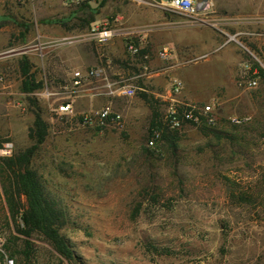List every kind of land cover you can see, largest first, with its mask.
I'll list each match as a JSON object with an SVG mask.
<instances>
[{
	"label": "rangeland",
	"instance_id": "374dc122",
	"mask_svg": "<svg viewBox=\"0 0 264 264\" xmlns=\"http://www.w3.org/2000/svg\"><path fill=\"white\" fill-rule=\"evenodd\" d=\"M134 4L0 0V157L32 144L28 131L33 111L38 110L47 135L31 166L66 211L67 223L60 232L74 257L64 258L38 234L31 238L30 259L9 255L6 246L23 249L24 236L9 221L2 190L8 173L0 167L4 252L14 264H264V77L259 76L254 87L236 81L246 71L241 61L264 70V33L234 35L237 28H252L243 18H233L243 15L249 2L208 0V7L199 11L202 17L185 16L219 28L226 33L221 41L228 39L234 47L235 80L229 86L235 98L217 100L213 122L184 124L174 143L159 139L150 147L153 108L161 121L169 99L148 89H137L131 97L110 94L100 78L86 82L72 98L74 115L58 112V105L67 100L63 87L75 69L104 64L108 80L131 78L136 86H144L146 75L136 76L147 71L154 51L144 48L148 58H131L125 50L126 36L121 35L124 48H112L105 62V45L83 38L92 25H121V16L136 9ZM90 17L94 20L84 26L82 20ZM22 56L42 83L32 92L21 89ZM184 60L189 66L198 58L189 54ZM191 72L188 90L205 94L211 82L200 71ZM107 104L121 114L120 123L102 128L79 124L82 113ZM233 116L250 119L237 125L230 120ZM6 143L10 154L2 151ZM231 188L250 195L249 200H230Z\"/></svg>",
	"mask_w": 264,
	"mask_h": 264
},
{
	"label": "crops",
	"instance_id": "0c3cea01",
	"mask_svg": "<svg viewBox=\"0 0 264 264\" xmlns=\"http://www.w3.org/2000/svg\"><path fill=\"white\" fill-rule=\"evenodd\" d=\"M157 1L145 0L142 3L135 1L133 8L136 9L130 13H123L121 16L123 22L121 20V25L116 26L121 33L103 43L106 49V57H103V60L110 61L112 48H124L121 35L130 33L135 40L143 42L146 50L154 51L153 57L148 61L147 71L143 72L146 77L144 86L140 87L142 90L157 92L156 94L168 99L170 97V90H167L169 81L176 78L183 83L181 92L177 95L180 99L199 101L210 98L226 101L235 98V95L230 92L233 86H229V83L235 80L233 70L237 59L233 53L234 47L229 44L228 39L224 38L223 41L220 39L226 33L206 23L202 18H198L197 22L188 21L185 19L187 15L163 8L156 3ZM242 1L249 2L250 6L244 10L243 15L235 14L233 18L234 20L243 18L244 22L249 23L252 28H245L242 31L240 30L242 28H237L234 35L239 33L247 36L263 34L264 31L261 28H264V0H235L237 3ZM202 14L204 13L198 11L196 17H202ZM258 27L259 30H257ZM70 42H75V39ZM164 44L170 45L174 51L173 55L165 60L158 58L155 52L159 46ZM189 54L195 55L198 60L187 66L184 59ZM239 64L243 67L247 65L246 61H241ZM103 65L99 67L105 74ZM193 69L200 71L202 77L211 82L204 88L205 94L191 93L186 86L187 76L191 75ZM242 75L236 79L238 83ZM157 88L160 90H155ZM220 89L224 90V94H219Z\"/></svg>",
	"mask_w": 264,
	"mask_h": 264
},
{
	"label": "trees",
	"instance_id": "16d2710c",
	"mask_svg": "<svg viewBox=\"0 0 264 264\" xmlns=\"http://www.w3.org/2000/svg\"><path fill=\"white\" fill-rule=\"evenodd\" d=\"M93 17L83 19L84 26L90 25ZM19 72L21 75V89L23 92H32L40 88L42 83L38 81L30 71V62L26 56H22L18 62ZM256 68L259 76L264 77V70L257 64L251 66ZM142 97L149 101L147 95ZM34 120L28 131V138L32 144L26 148L14 152L8 156L0 157L1 169L8 173V185L3 190V195L9 221L16 223L17 232L24 236L23 249L18 250L14 245H7L11 257L23 256L30 259L33 254L31 238L33 234H38L46 240L55 251L66 259L74 257L73 251L61 234V228L67 223V214L61 202L51 195L45 188L37 171L31 166V159L36 149L46 138L47 124L40 116L38 110H34ZM158 115L154 111L150 122V134L154 129L161 131L160 139H165L169 143H174L177 137L178 129H170L162 124V120H157ZM202 124L207 123L205 118L200 121ZM195 124V123H193ZM2 143H0V147ZM228 196L235 202H246L249 196L246 193L237 192L229 189ZM17 218L20 223H17ZM154 250L156 247L151 245ZM22 260V259H20ZM15 264H24L23 261H16Z\"/></svg>",
	"mask_w": 264,
	"mask_h": 264
},
{
	"label": "built area",
	"instance_id": "2783aa9c",
	"mask_svg": "<svg viewBox=\"0 0 264 264\" xmlns=\"http://www.w3.org/2000/svg\"><path fill=\"white\" fill-rule=\"evenodd\" d=\"M68 3H79L81 0H66ZM142 3L145 0H134ZM163 8L173 10L190 17H196L197 10L195 8V0H158L156 2ZM119 17L114 19V22H118ZM121 32L114 25H92L89 32L84 34V39L93 40L97 43L103 44L108 40L119 35ZM126 36L125 50L131 58L142 55L143 58H148L147 54L142 53L144 46L141 40H135L130 33H123ZM173 48L170 45L164 44L158 47L156 50V56L160 59H169L173 55ZM246 71L241 76L239 85H245L246 87H254L258 81V71L256 68L251 69L248 64L245 66ZM146 68V67H145ZM144 73L137 75L142 76ZM132 77V78H136ZM94 78H100L105 81L104 86L107 92L110 94L118 95L121 97H131L136 94L137 89H141L136 86L131 78H120L119 80L110 81L102 73L100 68L90 67L87 69H75L72 72L69 83L64 85V94L67 100L61 102L57 110L62 115H74V109L72 105V98L80 91V88L88 81ZM183 83L180 79H173L170 89L169 104L162 118V124L166 125L170 129H180L187 123H199L202 118H205L207 122H213L215 117L213 111L218 104L216 99H210L206 103H200L196 101H187L177 97L181 92ZM250 119L249 116H233L230 117L232 123L240 125L247 122ZM121 121V114L113 109L110 104H107L100 109L90 110L82 113L79 116L78 122L80 125L89 127H105L109 124H118ZM161 137V131L154 129L152 134L147 139V145L154 147L156 142ZM11 145L6 143L2 149L3 153L10 154ZM4 238L0 233V264H14L12 258L8 257L3 249Z\"/></svg>",
	"mask_w": 264,
	"mask_h": 264
},
{
	"label": "water",
	"instance_id": "95a60500",
	"mask_svg": "<svg viewBox=\"0 0 264 264\" xmlns=\"http://www.w3.org/2000/svg\"><path fill=\"white\" fill-rule=\"evenodd\" d=\"M208 7V0H195V8L197 11Z\"/></svg>",
	"mask_w": 264,
	"mask_h": 264
}]
</instances>
